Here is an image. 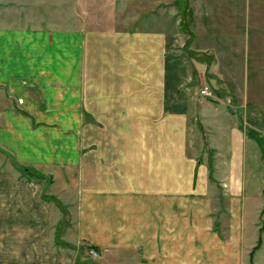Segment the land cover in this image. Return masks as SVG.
Instances as JSON below:
<instances>
[{"label": "crops", "instance_id": "obj_1", "mask_svg": "<svg viewBox=\"0 0 264 264\" xmlns=\"http://www.w3.org/2000/svg\"><path fill=\"white\" fill-rule=\"evenodd\" d=\"M14 1L68 24L9 26L0 0V264H250L264 183L223 120L232 0Z\"/></svg>", "mask_w": 264, "mask_h": 264}, {"label": "rangeland", "instance_id": "obj_2", "mask_svg": "<svg viewBox=\"0 0 264 264\" xmlns=\"http://www.w3.org/2000/svg\"><path fill=\"white\" fill-rule=\"evenodd\" d=\"M5 1L8 6L4 8L5 11H2V14L3 16L8 14L9 26L23 27L26 25L25 21L32 17L48 24L56 22L61 25L68 24L67 21L63 20V17L62 22L59 21L60 18L55 17L57 11H45L44 7L34 10L25 9L24 17H17L21 10L17 9V6L12 8L16 2L14 0ZM231 5H234V10H238L236 16L233 15L229 18L230 24H234V30L230 29V24L227 25L225 33H223L224 26L220 28V33L226 35L228 40L222 42L226 48H217V51L221 61L230 59L231 62L229 66H221L227 69L229 73L227 75L229 80L224 82L221 90L227 96L226 98L231 100L227 108L230 110L232 108L231 112L234 111L235 116L230 118L228 115L223 117V120L225 123L227 120H229L228 122L236 121L245 131L247 137L244 156L245 186L257 191L264 183V34H262L264 26H255L254 22L261 16H256L257 13L264 16V0H232ZM260 28L262 32L259 31ZM218 35L220 34H213L215 37ZM201 51L198 58L201 57L202 59L205 58L206 51ZM201 80L205 81L204 75H202ZM196 82L197 78L195 77V81L189 84L195 85ZM209 83L212 88L219 89L216 82L210 81ZM231 91L238 94L240 98L238 96L233 97ZM221 108L226 109L223 105ZM262 217H264V213ZM260 223L264 225V218L260 220ZM261 230L264 232V226ZM259 235L262 239L255 243V245L260 244L259 248L256 249L257 251L255 250V261L257 264H264V234L259 233ZM91 258L94 259L92 256Z\"/></svg>", "mask_w": 264, "mask_h": 264}, {"label": "built area", "instance_id": "obj_3", "mask_svg": "<svg viewBox=\"0 0 264 264\" xmlns=\"http://www.w3.org/2000/svg\"><path fill=\"white\" fill-rule=\"evenodd\" d=\"M200 95H202V96H207V97H208V96H210L211 94H210L209 89H208L207 87H204V88H202V89L200 90ZM90 253H91V255L94 256V257L97 256V253L94 252V251H91Z\"/></svg>", "mask_w": 264, "mask_h": 264}, {"label": "trees", "instance_id": "obj_4", "mask_svg": "<svg viewBox=\"0 0 264 264\" xmlns=\"http://www.w3.org/2000/svg\"><path fill=\"white\" fill-rule=\"evenodd\" d=\"M259 245H260V244H257L256 247H258ZM254 251H255V250H253V251L250 253V255H249L250 264H252V257H253Z\"/></svg>", "mask_w": 264, "mask_h": 264}]
</instances>
